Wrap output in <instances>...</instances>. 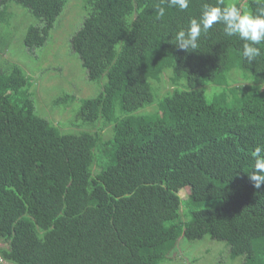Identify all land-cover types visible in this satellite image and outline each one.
Returning a JSON list of instances; mask_svg holds the SVG:
<instances>
[{"label": "trees", "instance_id": "trees-1", "mask_svg": "<svg viewBox=\"0 0 264 264\" xmlns=\"http://www.w3.org/2000/svg\"><path fill=\"white\" fill-rule=\"evenodd\" d=\"M68 1L0 0V35L15 2L35 20L25 47H42ZM160 2L85 0L71 38L89 79L103 84L79 102L76 118L101 122L110 138L64 132L39 115L32 78L0 63V264H162L182 237L205 236L224 241L232 259L264 264V184L249 179L251 154L264 145V90L237 85L234 72L264 79V55L247 63L243 41L226 37L222 24L197 50H180L175 33L216 0H191L185 11L165 4L157 20ZM248 6L255 10L254 0ZM167 70L172 92L156 112L138 113L155 102L151 81ZM208 83L221 87L211 99Z\"/></svg>", "mask_w": 264, "mask_h": 264}, {"label": "rangeland", "instance_id": "rangeland-1", "mask_svg": "<svg viewBox=\"0 0 264 264\" xmlns=\"http://www.w3.org/2000/svg\"><path fill=\"white\" fill-rule=\"evenodd\" d=\"M229 3H239L242 12L248 11L249 0H227ZM85 0H69L64 11L61 13L50 37L46 43L39 48L28 49L23 43L24 35L28 26L35 22L29 11L15 2L9 4L10 27L7 35H0V63L9 60L20 65L32 78V91L36 111L58 125L64 132L100 131L105 138H110V128H103L101 122L94 126H87L76 118L75 110L82 99L95 97L103 88V84L92 82L85 68L82 66L79 55L73 51L71 38L81 27L86 17L84 8ZM74 61V62H73ZM237 85L245 83L264 90V79L253 78L240 70H236ZM240 72V73H238ZM165 77L161 83L151 81L153 91L156 95L155 102L138 111V113H154L158 109L159 98L170 94L174 85L169 81L170 70L164 73ZM244 75V76H243ZM246 78V79H245ZM105 79H102L104 83ZM185 86H179L180 89ZM208 99L218 93L221 87L208 83L202 88ZM214 92V93H213ZM213 93V94H211ZM74 96L73 105H55V98ZM94 171H98L95 167ZM187 188L180 191L182 198H187ZM244 257L232 259L229 248L224 241L212 240L205 236L201 240L191 241L182 237L179 240V248L171 254V258L162 264H243ZM2 264H7L5 261Z\"/></svg>", "mask_w": 264, "mask_h": 264}, {"label": "clouds", "instance_id": "clouds-1", "mask_svg": "<svg viewBox=\"0 0 264 264\" xmlns=\"http://www.w3.org/2000/svg\"><path fill=\"white\" fill-rule=\"evenodd\" d=\"M255 10L242 12L235 3L225 4L224 0L205 2L198 17L190 19L186 27L180 28L174 35L175 44L180 50H197L202 34H207L214 24H222L226 37L236 36L243 41L241 56L249 64L264 55L259 45L264 44V0H254ZM191 0H161L154 6L156 19L162 20L166 15L165 4L169 8L185 11ZM254 171L249 179L254 187L264 184V145H258L252 152Z\"/></svg>", "mask_w": 264, "mask_h": 264}, {"label": "bare ground", "instance_id": "bare-ground-1", "mask_svg": "<svg viewBox=\"0 0 264 264\" xmlns=\"http://www.w3.org/2000/svg\"><path fill=\"white\" fill-rule=\"evenodd\" d=\"M74 62V61H73Z\"/></svg>", "mask_w": 264, "mask_h": 264}]
</instances>
